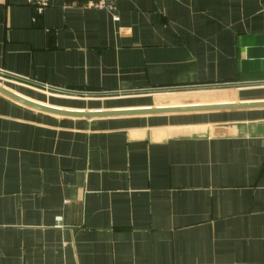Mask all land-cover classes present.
I'll return each instance as SVG.
<instances>
[{
  "label": "crops",
  "instance_id": "obj_1",
  "mask_svg": "<svg viewBox=\"0 0 264 264\" xmlns=\"http://www.w3.org/2000/svg\"><path fill=\"white\" fill-rule=\"evenodd\" d=\"M110 1L0 0V71L81 94L6 88L80 111L264 100L238 85L264 81V0ZM0 264H264V107L84 118L0 94Z\"/></svg>",
  "mask_w": 264,
  "mask_h": 264
},
{
  "label": "water",
  "instance_id": "obj_2",
  "mask_svg": "<svg viewBox=\"0 0 264 264\" xmlns=\"http://www.w3.org/2000/svg\"><path fill=\"white\" fill-rule=\"evenodd\" d=\"M6 75L12 77H17L25 81L47 87L56 91H62L66 93L81 94V92L63 90L60 88H54L51 86H46L39 82H35L28 78H22L13 74H8L7 72H2ZM264 84V81L261 82H246L239 83L238 85H250V84ZM234 84V83H233ZM233 84L224 83V84H211V85H196L189 87H167V88H153L150 90L143 91H169V90H180V89H194V88H203V87H223L230 86ZM138 92V90L134 91ZM112 93V92H110ZM0 94L20 103L25 106L48 112L55 115L68 116V117H84V118H99V117H112V116H130V115H152V114H171V113H183V112H200V111H213V110H231V109H241V108H259L264 107V100H252V101H240V102H219V103H194V104H181V105H166V106H148L141 108H127V109H118V110H100V111H80V110H65L57 107L47 106L39 102L30 100L22 95L17 94L16 92L0 85ZM97 94V93H94Z\"/></svg>",
  "mask_w": 264,
  "mask_h": 264
},
{
  "label": "rangeland",
  "instance_id": "obj_3",
  "mask_svg": "<svg viewBox=\"0 0 264 264\" xmlns=\"http://www.w3.org/2000/svg\"><path fill=\"white\" fill-rule=\"evenodd\" d=\"M0 85H3L5 87H8L10 89L23 92L26 91L29 92L28 94L31 95H36L40 99H46V95L51 98L55 99V96L58 94L51 93L49 91H44L46 92V95H40L41 93H33L32 89L30 87H25L24 85H20L17 83V81L9 79L7 77H4L0 75ZM35 90V89H33ZM40 90V89H36ZM49 92V93H48ZM53 94V97L51 96ZM61 96V95H58ZM230 96H235L234 95V90H231L229 87H207V88H194L191 90H169V91H157V92H150L147 94L146 100L149 105L155 106V105H167V104H177V103H183L186 101H216L222 98H227ZM128 100L131 101H115L117 103H133V102H140L142 97H127ZM86 101V99H83ZM94 99H88L87 103L88 105L92 104ZM113 100V99H112ZM96 102H102L96 101ZM108 102H113V101H108Z\"/></svg>",
  "mask_w": 264,
  "mask_h": 264
},
{
  "label": "built area",
  "instance_id": "obj_4",
  "mask_svg": "<svg viewBox=\"0 0 264 264\" xmlns=\"http://www.w3.org/2000/svg\"><path fill=\"white\" fill-rule=\"evenodd\" d=\"M31 3L37 13H42L43 10L48 6L49 0H27ZM95 8L112 10V4L110 0H94L93 3Z\"/></svg>",
  "mask_w": 264,
  "mask_h": 264
}]
</instances>
